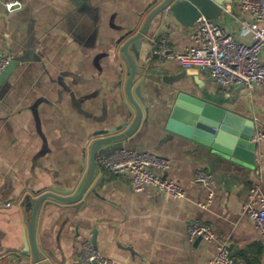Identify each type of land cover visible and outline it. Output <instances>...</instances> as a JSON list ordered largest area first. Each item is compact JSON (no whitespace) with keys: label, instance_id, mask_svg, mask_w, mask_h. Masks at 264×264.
<instances>
[{"label":"crops","instance_id":"crops-1","mask_svg":"<svg viewBox=\"0 0 264 264\" xmlns=\"http://www.w3.org/2000/svg\"><path fill=\"white\" fill-rule=\"evenodd\" d=\"M154 0H0V53L16 63L0 76V264H36L29 223L44 193H80L89 173L94 142L130 127L137 108L127 92L131 63L124 44L154 8ZM232 3L216 20L238 40H247L241 21L251 12ZM196 28L167 12L151 24L141 47L130 44L137 74L131 85L142 112L136 130L110 142L98 155L122 147L170 159L160 174L179 183L183 197L154 188L135 192L131 174L97 163L83 195L70 202L53 197L39 205L35 239L40 264H76L91 241L112 264H213L227 244L248 264H264V237L243 206L257 185L264 195V139L255 162L217 153L166 129L169 107L181 90L213 95L264 131V83L222 86L198 68H185L156 45L169 37L168 54L194 42ZM264 61V50L262 52ZM112 132V129L122 127ZM108 130L110 133L102 134ZM198 169L215 177L210 189L197 182ZM210 225L213 241L191 238L189 223Z\"/></svg>","mask_w":264,"mask_h":264},{"label":"built area","instance_id":"built-area-1","mask_svg":"<svg viewBox=\"0 0 264 264\" xmlns=\"http://www.w3.org/2000/svg\"><path fill=\"white\" fill-rule=\"evenodd\" d=\"M19 0H6L8 6H14ZM240 7L251 12L252 20L241 21L242 31L249 35L247 40H238L223 24L216 19L201 15L197 18L191 37L193 44L184 51L168 54L169 37L163 35L155 54L159 60L168 56L177 60L185 68H198L210 74L222 86H245L253 89L264 83V0H239ZM168 11V8L165 9ZM222 13L230 14L232 3L222 5ZM10 54L0 53V76L12 61ZM264 139V131L252 135L251 140L258 142ZM97 163L115 172L131 174L132 188L135 192H143L148 188L157 189L172 197H183L185 189L176 181L163 176L171 168L168 158L158 156L149 151H142L122 147L108 154L97 155ZM195 179L210 189V197L214 195L212 189L215 183L214 175L204 169H198ZM244 210L255 222L264 237V195L255 185L250 192L249 201L244 204ZM191 238L202 237L206 241H213L215 234L210 225L199 219L189 223ZM109 257L103 255L91 241H88L76 264H112ZM213 264H248V262L233 254L231 248L221 243L212 259Z\"/></svg>","mask_w":264,"mask_h":264},{"label":"water","instance_id":"water-1","mask_svg":"<svg viewBox=\"0 0 264 264\" xmlns=\"http://www.w3.org/2000/svg\"><path fill=\"white\" fill-rule=\"evenodd\" d=\"M82 3L86 0H76ZM223 0H154V8L149 13L141 29L126 41L124 52L131 63V74L127 81V92L137 108V117L134 123L120 133L106 135L97 139L91 149V164L89 173L84 185L77 195L64 196L55 192L42 194L35 202L29 223V241L32 247L34 260L40 264L39 252L35 239L36 215L40 203L47 197H53L61 201H74L80 198L92 182L96 167L97 155L101 148L110 145V142L120 141L130 136L138 127L142 112L134 100L131 92L132 82L137 74L136 59L129 54L128 47L133 44L141 47L143 39L149 34L153 21L159 16H163L170 11L176 19L183 25H193L201 15L212 19H217L222 14ZM168 8V11L165 9ZM16 63L12 60L1 75L3 79ZM122 127L112 129V132L121 130ZM166 129L171 133L190 139L195 144L208 147L213 151L227 156L255 162V149L257 142L251 140L253 134L259 132L253 119L240 115L232 109L225 107L220 99L205 93H196L192 90H181L176 93L170 103ZM110 133L108 130L101 131L99 134ZM107 146L108 149H112ZM202 237H198V241Z\"/></svg>","mask_w":264,"mask_h":264},{"label":"trees","instance_id":"trees-1","mask_svg":"<svg viewBox=\"0 0 264 264\" xmlns=\"http://www.w3.org/2000/svg\"><path fill=\"white\" fill-rule=\"evenodd\" d=\"M242 258V257H241ZM244 259V258H243ZM246 260V259H245ZM247 261V260H246ZM248 262V261H247Z\"/></svg>","mask_w":264,"mask_h":264}]
</instances>
